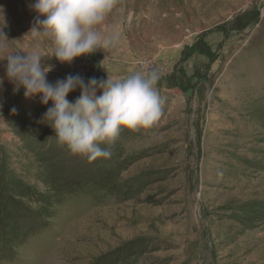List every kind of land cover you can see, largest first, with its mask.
<instances>
[{"label": "rangeland", "instance_id": "rangeland-1", "mask_svg": "<svg viewBox=\"0 0 264 264\" xmlns=\"http://www.w3.org/2000/svg\"><path fill=\"white\" fill-rule=\"evenodd\" d=\"M35 2L0 0V264H264V0H122L102 28L119 46L71 65L30 33ZM36 46L51 84L159 70L161 122L72 155L52 102L7 78Z\"/></svg>", "mask_w": 264, "mask_h": 264}, {"label": "clouds", "instance_id": "clouds-1", "mask_svg": "<svg viewBox=\"0 0 264 264\" xmlns=\"http://www.w3.org/2000/svg\"><path fill=\"white\" fill-rule=\"evenodd\" d=\"M121 3L122 0H36L31 7L37 17L30 33L52 45L51 57L71 65L97 50L119 46L121 31L117 28L105 34L102 28L110 16L121 11ZM7 42L0 29V52L6 50ZM45 58L39 46L28 52L7 53V78L15 85L14 91L24 89L25 98L39 94L42 104L52 102L46 121L51 122L58 145L72 155L89 163L110 159L123 130L150 131L161 122L165 100L158 88L159 70L136 71L119 78L108 76L107 80L93 77L88 82L79 75H68L51 84L47 75L53 66L42 63ZM77 88L81 95L71 103L67 97Z\"/></svg>", "mask_w": 264, "mask_h": 264}, {"label": "built area", "instance_id": "built-area-1", "mask_svg": "<svg viewBox=\"0 0 264 264\" xmlns=\"http://www.w3.org/2000/svg\"><path fill=\"white\" fill-rule=\"evenodd\" d=\"M258 6H259V5H258ZM258 6H257V10H259V8H260V6H259V7H258Z\"/></svg>", "mask_w": 264, "mask_h": 264}]
</instances>
